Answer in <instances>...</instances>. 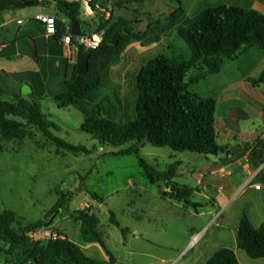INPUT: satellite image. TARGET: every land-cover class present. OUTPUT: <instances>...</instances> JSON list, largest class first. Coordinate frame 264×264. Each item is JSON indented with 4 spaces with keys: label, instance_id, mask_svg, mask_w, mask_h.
<instances>
[{
    "label": "trees",
    "instance_id": "trees-1",
    "mask_svg": "<svg viewBox=\"0 0 264 264\" xmlns=\"http://www.w3.org/2000/svg\"><path fill=\"white\" fill-rule=\"evenodd\" d=\"M20 0H0V11L15 9ZM26 6H37L51 0H24ZM144 0H92L96 11L92 19L81 18V0H58L57 7L70 19H78L83 34L103 32L100 46L91 50L89 69L85 75L73 73L61 82L62 90L55 99L60 107L75 106L86 117L80 129L98 140L99 146H123L133 142L127 148L106 153V156H123L135 153L140 160L145 177L151 184L164 182L170 188L169 196L186 206L198 210L203 205L193 200L195 189L175 180L177 164L166 170L151 165L139 156L141 148L150 142L158 147H170L176 152H198L201 154H219L226 146L218 142L216 127L217 101L214 97L201 95L189 89L188 72L202 67L203 72L192 76L191 83L207 79L223 71L227 61L240 56L245 50L256 47L264 52V13L253 7L250 0L245 3H227L218 0L203 7L197 14L177 25L178 34L192 50L190 59L180 55L159 53L149 58L136 75L137 98L134 106V118L119 122L115 118L116 105L101 96L106 70L117 63L127 47L133 42L145 44L149 28L155 23L152 19L148 29L141 32L135 25L142 22L131 16L130 6ZM180 6L170 12L176 18ZM110 10L111 15L97 7ZM58 36L68 33L66 25L57 21ZM116 32L121 33L118 44L110 43ZM70 33V31H69ZM72 42L78 38L72 34ZM253 85L264 83V70L250 78ZM43 97L34 92L24 97L14 95L3 99L0 93V133L6 140L25 139L42 132L47 141L59 149L75 155L91 154L93 149L82 144H73L56 136L53 130L61 128L44 112L41 104ZM0 144V150H3ZM97 201L103 197L87 189ZM59 198L50 211L67 210L75 199V193L59 190ZM73 222L80 225V234L86 244L98 243L111 262L115 261L112 251L100 229V218L88 205L82 209L70 211ZM43 220L23 224L13 209L0 212V252L6 256L5 264H107L106 259L88 255L81 244L66 233L57 230L46 243L36 240L33 234L44 226ZM110 222L119 226L124 235L129 231L117 220L115 212L110 211ZM237 245L251 258L264 257V222L255 227L244 211L239 225ZM22 250L18 251V248ZM206 264H241L234 249L224 247L214 253Z\"/></svg>",
    "mask_w": 264,
    "mask_h": 264
},
{
    "label": "rangeland",
    "instance_id": "rangeland-1",
    "mask_svg": "<svg viewBox=\"0 0 264 264\" xmlns=\"http://www.w3.org/2000/svg\"><path fill=\"white\" fill-rule=\"evenodd\" d=\"M216 1L181 0L183 12L179 11L176 18L171 17L170 12L180 6L178 0H144L129 4L131 16L142 20L135 25L139 31L147 30L148 23L154 19L155 23L149 28L146 39L154 46L145 54L140 52L139 45L131 48L114 64L120 68L105 72L100 93L116 105L114 112L117 121L127 122L134 118L135 100L138 95L136 75L149 58L159 53L191 58L192 50L178 34L177 25L197 14L209 3ZM259 3L260 0H255L256 8L263 12ZM32 7L34 6H27L25 11L33 9ZM50 9L55 10L54 6ZM241 61L247 62V67H241V71L248 74L250 69L255 70L256 67L264 66V52L256 48L248 50ZM203 70L204 68L197 67L188 72L189 89L201 95L216 96L218 89L214 76L199 82H190L192 76L200 74ZM53 103L52 99L46 97L42 99L43 110L61 128L54 129V134L70 143L82 144L90 149L97 146L98 149L91 154L75 155L47 141L42 132H35L25 139L12 140H6L0 133V144L4 148L0 150V212L13 209L23 224L37 220L46 222L52 216L50 211L59 198V190L68 191L76 194L69 208L60 211L50 226L38 229L33 234L34 239L46 243L59 229L81 244L87 254L94 253V257L103 259V255L96 252V248L101 251L102 247L86 244L79 233L80 225L73 222L70 217V211L85 208L90 202H94L93 211L100 218V229L115 257L114 262L107 259V264H164L163 258L175 257L183 246L181 230L187 223L186 217L179 215L181 211L176 206L161 205L163 201L154 200L149 192L143 193V199L137 195V192L145 187L151 188L153 192L160 190L167 193L170 191L169 186L164 182L151 184L145 177L139 157L135 153L106 156V153L127 148L133 142L119 147L112 145L101 147L93 135L80 129L86 117L82 111L75 106L57 109ZM218 142L223 141L220 138ZM173 153L183 159L198 157L195 159L197 163L187 162L184 169H203L204 162L200 158L203 154L190 151L175 152L170 147H158L150 142H146L141 148L139 156L156 168L166 170L173 165L169 158ZM176 180L188 182L194 187L198 186L196 181H185L183 178ZM87 189L103 197L104 201H97ZM145 201L147 205H155L157 208L145 213L136 210ZM157 202H161L160 205H157ZM164 203L169 204L168 200ZM111 210L115 212L122 226L129 227L134 232L130 233L129 230L124 235L119 226L111 223ZM48 229L51 232H45ZM139 233H144L148 239L135 237ZM156 239L160 240V246L154 242ZM20 250L21 247L18 248V251ZM186 253L187 251L183 255ZM104 255L109 257L106 252ZM188 257L185 258L186 261ZM5 261V254L0 252V264H5Z\"/></svg>",
    "mask_w": 264,
    "mask_h": 264
},
{
    "label": "crops",
    "instance_id": "crops-1",
    "mask_svg": "<svg viewBox=\"0 0 264 264\" xmlns=\"http://www.w3.org/2000/svg\"><path fill=\"white\" fill-rule=\"evenodd\" d=\"M246 1L248 0H234L227 3ZM250 1L256 8L255 0ZM258 5L264 13V0H260ZM52 6L55 10L50 9ZM32 8L25 11L27 10L25 6L0 11L1 96L3 99H11L17 94L28 97L34 92L38 97H43L42 99L45 97L52 99L57 109L69 108L71 106L60 107L55 95L62 90L61 82L75 73L77 43L65 45L62 41L64 34L58 36V24L57 33L49 34L46 24L38 16L54 15L72 34L71 19L57 7L55 1H46ZM95 16L96 13L85 15L81 11L82 19H92ZM137 45L143 54L154 46L147 40L145 44L133 42L122 57ZM254 48L256 47L248 50ZM244 53L227 61L222 72L212 75L216 78L218 89L217 95L212 96L217 101L218 140L222 139L223 142L219 143L227 147L226 151L201 155L204 163L203 169L199 170L184 169L187 162L197 163L195 159L198 157L183 159L176 153L169 156L170 161L177 164L175 180L183 178L185 181H196L198 185L196 187L188 182L180 183L193 187L195 189L193 200L203 206L196 210L168 194L164 196V192L160 190L153 192L147 187L137 192L140 199H143V193L149 192L154 200L163 201L160 202L161 205L176 206L181 211L179 215L186 217L187 223L181 230L183 246L175 257L163 258L164 264H206L214 253L224 247L234 249L241 264H264V257L251 258L237 245L239 225L244 211H247L255 227L264 222V83L253 85L250 81V78L257 77L264 70V66L256 67L255 70L250 69V73L244 74L241 71V67H247V62L241 61ZM118 68H120L118 65H111L107 71H116ZM24 86H28L29 92H23ZM102 97L110 101L107 96ZM40 102L42 104V100ZM259 183L261 187L256 189L255 185ZM167 200L169 204L164 203ZM90 205L94 207L95 203L90 202ZM155 207L147 205L145 201L136 210L145 213L155 210ZM129 230L130 233L134 232L130 228ZM138 236L146 238L144 233L136 234L135 237ZM154 242L161 245L159 239ZM88 245L97 247L99 244ZM101 251L96 248V252H100L103 259H109L104 255L105 251ZM186 251L187 253L183 255ZM187 256L189 257L186 261Z\"/></svg>",
    "mask_w": 264,
    "mask_h": 264
},
{
    "label": "built area",
    "instance_id": "built-area-1",
    "mask_svg": "<svg viewBox=\"0 0 264 264\" xmlns=\"http://www.w3.org/2000/svg\"><path fill=\"white\" fill-rule=\"evenodd\" d=\"M92 0H82L81 11L85 15H92L96 13L95 9L91 5ZM97 7L102 9L106 16L109 17L111 15L110 10L103 9L100 5L97 4ZM38 18L46 24L47 32L49 34L57 33V19L54 15L42 14L39 15ZM21 22V20H20ZM62 41L65 45L72 44V34L65 33L62 36ZM103 41V32H94L90 34H83L78 37V43H82L85 48L89 51L97 49ZM78 43L76 44V48L78 49ZM261 184H256L255 188L260 189Z\"/></svg>",
    "mask_w": 264,
    "mask_h": 264
},
{
    "label": "water",
    "instance_id": "water-1",
    "mask_svg": "<svg viewBox=\"0 0 264 264\" xmlns=\"http://www.w3.org/2000/svg\"><path fill=\"white\" fill-rule=\"evenodd\" d=\"M51 1L56 2L58 0H51ZM25 6H26V3L24 0H20L16 4L17 8H21V7H25ZM71 31H72V34L77 38L80 37L81 35H83V30L81 28V24H80L78 19H75V18L71 19ZM120 37H121V33L116 32L113 35L112 39L110 40V43L113 45L118 44ZM90 56H91L90 51L87 50L82 43H78L77 67L75 70L76 74L85 75L88 72ZM23 92L24 93L29 92L28 86L23 87ZM163 195L166 196L167 193L164 192ZM60 211H61V209H57L52 214V216L49 218V220L44 222V226H50L54 222V220L56 219V217L58 216Z\"/></svg>",
    "mask_w": 264,
    "mask_h": 264
}]
</instances>
